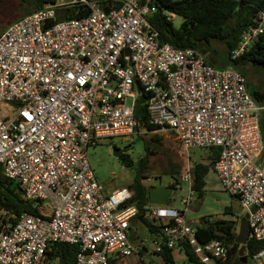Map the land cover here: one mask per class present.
Listing matches in <instances>:
<instances>
[{
	"label": "built area",
	"instance_id": "1",
	"mask_svg": "<svg viewBox=\"0 0 264 264\" xmlns=\"http://www.w3.org/2000/svg\"><path fill=\"white\" fill-rule=\"evenodd\" d=\"M155 2L44 0L0 34V107L15 111L0 117V171L35 206L16 220L0 209V264H43L54 243L76 245L75 264L140 255L129 237L138 215L132 192L104 194L86 151L112 138L131 141L142 129L134 116L141 96L149 123L171 132L184 151L218 149L212 170L248 214L247 242L264 240V106L237 70L207 63L199 50L161 43L147 20ZM71 10L76 17L58 19ZM253 22L229 62L264 33V9ZM182 181L188 197L181 209L144 213L158 228L154 252L189 248L200 264H221L231 244L197 240L201 223L186 216L195 195L191 170ZM263 257L264 249L252 261L263 264Z\"/></svg>",
	"mask_w": 264,
	"mask_h": 264
},
{
	"label": "trees",
	"instance_id": "2",
	"mask_svg": "<svg viewBox=\"0 0 264 264\" xmlns=\"http://www.w3.org/2000/svg\"><path fill=\"white\" fill-rule=\"evenodd\" d=\"M31 3L32 9L25 15L37 11L44 3V0H32ZM155 6L157 8L156 12L149 16L147 20L158 32L161 43H167L174 48L196 49L200 51H203L202 45L208 46L213 42L222 44L224 47V57H226L225 61L221 63L210 59L208 55L205 56L207 63L218 68H233L245 78L244 67L246 65L264 68V33L247 53L240 56L234 62H229L228 58L230 52L235 49L240 41L243 32L254 25L253 20L256 13L264 9V0H244L239 4L225 0H156ZM164 11L181 17L182 23L178 27H175L173 22L167 19ZM67 17H76L74 16V11L71 10L69 14L64 13V16L59 14L58 19ZM1 30L0 34L2 32ZM250 95L258 101V91H253ZM144 103L145 96L139 97L134 116L139 128L145 129L148 133H152L157 131L158 128L149 123V116ZM262 135L264 140V134L262 133ZM157 138L156 135H153L152 139L154 140L150 141L157 143ZM149 147V142L146 141L144 145L145 155L137 161L134 177L127 188L132 192L131 203L138 209V215L135 219L139 220L150 233L157 236L158 228L153 227L144 218L148 203V193L142 180L145 178L144 172L147 169L148 158L154 153V151H150ZM210 149H212L211 154L206 158L205 163H197L192 169V189L198 199L202 198L204 194L208 174L211 172L214 175L212 165L218 157V149ZM119 158L121 163L126 167L134 166L133 161L126 154L122 153ZM34 207V203L25 202L21 199L20 191L16 183L5 178L0 171V209L13 215L16 220L22 213H33ZM222 214L224 216H232L230 207L224 208ZM14 219L12 220L14 221ZM235 219L237 217L229 220L220 219L210 222L204 218L202 219L200 228L195 232V236L199 242L203 243L217 238L231 244L230 255L221 264H242L237 256L238 245L235 243V237L238 221ZM262 249H264V240H249L246 244V264H250L248 262L249 259L251 261L252 256ZM77 252L78 247L76 245L54 243L50 246V250L46 254L43 264H75ZM172 252L168 249H162L161 252H154V254L160 256L165 264H173ZM182 252L189 263L200 264L189 248H184ZM111 264L115 263L111 262ZM148 264H152V262Z\"/></svg>",
	"mask_w": 264,
	"mask_h": 264
},
{
	"label": "rangeland",
	"instance_id": "3",
	"mask_svg": "<svg viewBox=\"0 0 264 264\" xmlns=\"http://www.w3.org/2000/svg\"><path fill=\"white\" fill-rule=\"evenodd\" d=\"M31 1L0 0V29H2V32L20 17L31 11ZM181 23L182 18L176 16L173 20V25L178 27ZM202 48L203 52H207L205 54L209 55L210 59L221 63L225 61L226 57H224L222 44L213 42L208 46L202 45ZM244 73L248 92L258 91L259 104L264 106V68L246 65ZM14 114L15 111L10 109V106L3 105L0 107V117H12ZM261 131L264 134V111L261 118ZM153 135L158 137L156 139L157 143L150 141L154 140L152 139ZM146 141L149 142L150 151H154L153 155L148 158L147 169L144 172L145 178L142 180L148 193L146 210L155 208L181 209L183 207L181 204L182 200L188 197V185L185 183L181 186L184 183L182 178L189 170L192 172L195 164L205 163L212 149L194 148L184 151L169 131L159 130L148 133L145 129H140L131 141H126L122 138H112L111 140L97 143L93 147H88L86 156L96 181L106 195L114 190L127 188L134 177L137 161L145 155L144 145ZM114 148L121 149L123 154L129 156L134 166L126 167L123 165L119 156H114ZM206 182L202 198L198 199L196 195L191 197V203L186 213L187 220L201 223L204 218L211 222L213 220H229L237 217L235 220L238 221L239 227V219L243 214L238 201L224 193L211 172L208 174ZM176 184H180L179 190L173 189L176 188ZM227 207H230L232 216H224L222 214L224 208ZM129 237L131 244L142 256L135 255L119 262V264H148L150 262L152 264H165L160 256L154 254V242L157 241V236L150 233L139 220L134 219L131 222ZM173 259V264H193L186 260L182 251L175 250ZM248 262L257 264V262L250 261V259ZM261 263L264 264V257L261 259Z\"/></svg>",
	"mask_w": 264,
	"mask_h": 264
},
{
	"label": "water",
	"instance_id": "4",
	"mask_svg": "<svg viewBox=\"0 0 264 264\" xmlns=\"http://www.w3.org/2000/svg\"><path fill=\"white\" fill-rule=\"evenodd\" d=\"M200 51V50H199ZM204 56H207L205 53L200 51ZM113 154L114 156H120L122 154V150L119 148H114L113 149ZM248 214L245 213L242 215V217L239 219V227H238V233L235 237V243L238 245V250H237V256L239 261L242 264L247 263V256H246V244H247V239H248Z\"/></svg>",
	"mask_w": 264,
	"mask_h": 264
},
{
	"label": "crops",
	"instance_id": "5",
	"mask_svg": "<svg viewBox=\"0 0 264 264\" xmlns=\"http://www.w3.org/2000/svg\"><path fill=\"white\" fill-rule=\"evenodd\" d=\"M258 102H259V99H258ZM220 186V185H219ZM221 188V187H220ZM174 253V251L172 252V254Z\"/></svg>",
	"mask_w": 264,
	"mask_h": 264
},
{
	"label": "flooded vegetation",
	"instance_id": "6",
	"mask_svg": "<svg viewBox=\"0 0 264 264\" xmlns=\"http://www.w3.org/2000/svg\"><path fill=\"white\" fill-rule=\"evenodd\" d=\"M123 152V151H122Z\"/></svg>",
	"mask_w": 264,
	"mask_h": 264
}]
</instances>
